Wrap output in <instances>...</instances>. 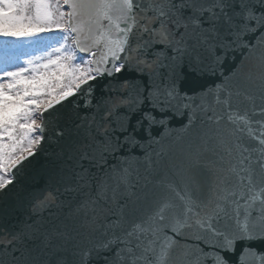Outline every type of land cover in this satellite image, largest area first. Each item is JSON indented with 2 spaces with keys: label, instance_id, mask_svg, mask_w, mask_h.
I'll return each mask as SVG.
<instances>
[{
  "label": "snow or ice",
  "instance_id": "obj_1",
  "mask_svg": "<svg viewBox=\"0 0 264 264\" xmlns=\"http://www.w3.org/2000/svg\"><path fill=\"white\" fill-rule=\"evenodd\" d=\"M0 264H264V0H0Z\"/></svg>",
  "mask_w": 264,
  "mask_h": 264
},
{
  "label": "water",
  "instance_id": "obj_2",
  "mask_svg": "<svg viewBox=\"0 0 264 264\" xmlns=\"http://www.w3.org/2000/svg\"><path fill=\"white\" fill-rule=\"evenodd\" d=\"M72 113V105H68L67 108L62 109V119H61V125L62 126H71V117ZM57 145H53L50 143L45 142L43 145V151L38 155V157L35 159L33 165L30 166V169L28 171L29 179L27 181H24L23 183L27 184L30 183V179L33 176H36L39 179L40 184H43L44 180V171L46 168L51 167L55 164V156L54 153L57 150ZM21 195L24 193L21 192ZM13 194H9L8 199H12Z\"/></svg>",
  "mask_w": 264,
  "mask_h": 264
}]
</instances>
